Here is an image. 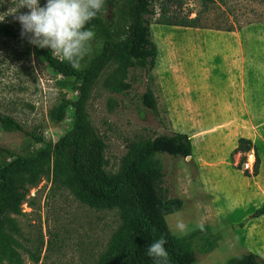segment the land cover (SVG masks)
Instances as JSON below:
<instances>
[{
  "label": "rangeland",
  "instance_id": "obj_1",
  "mask_svg": "<svg viewBox=\"0 0 264 264\" xmlns=\"http://www.w3.org/2000/svg\"><path fill=\"white\" fill-rule=\"evenodd\" d=\"M19 2L0 0V22L20 35L21 25L13 13ZM39 2L43 6L46 0ZM160 3L154 7L156 12ZM171 7L180 17H197L201 27L151 24L152 40L158 49L156 77L151 83L158 115L141 106L140 96L149 81L143 72L136 71L133 89L126 96L104 91L103 76L88 102V119L105 143V170L110 174L119 172L132 143L171 131L188 136L194 162L169 155L160 158L165 173L161 193L183 200L179 212L186 232L174 229V214L165 219L179 239H187L201 223L209 233L220 235L209 252L201 242L193 244L195 264H226L245 253L247 247L264 249L254 231L232 227L244 221L248 224L251 213L264 204V0H174ZM227 29L246 32V54L250 55L246 65L251 67L252 83L260 87L258 105L252 96L251 106H238L249 113L245 119L227 120L214 115L215 109L221 112L228 107L211 88V70L220 64L212 63L213 57L225 55L221 66L235 68L233 54L238 46L232 43L228 48ZM22 39L0 36V115L55 143L72 128L73 109L69 107L56 126L49 122V110L63 96L75 100L76 93L62 87V78L36 55L27 37ZM52 55L63 59L59 54ZM109 96L117 100L112 113L106 107ZM218 99L221 102L217 104ZM239 138L252 142L259 158L257 175L242 169L249 151H234ZM0 147L18 154L36 148L24 134L1 128ZM10 217L18 231L7 229L0 236V264H97L102 256L116 254L125 245L120 211L88 206L54 180L51 167L30 188L21 212Z\"/></svg>",
  "mask_w": 264,
  "mask_h": 264
},
{
  "label": "trees",
  "instance_id": "obj_2",
  "mask_svg": "<svg viewBox=\"0 0 264 264\" xmlns=\"http://www.w3.org/2000/svg\"><path fill=\"white\" fill-rule=\"evenodd\" d=\"M161 1L159 11L154 9ZM174 0H105V8L85 26L95 38L90 52L74 70L64 59L52 55L46 48L33 46L36 55L58 76L60 85L76 93L71 101L63 96L49 110L52 125L60 124L67 109H73L72 128L55 143L46 142L37 131L28 132L16 120L0 115V128L6 132H20L36 146L34 150L18 154L0 147V236L18 229L10 217L21 212L30 188L52 169V177L71 189L78 198L95 209H118L122 218L124 248L107 253L97 264H154L146 255L147 245L164 236L168 264H195L193 244L197 241L206 251L213 249L220 235L209 233L204 227L193 231L187 239H179L170 231L165 217L180 211L184 202L177 197H165L161 183L165 177L161 157L169 155L194 162L193 146L186 134L171 131L152 139L128 146L118 173L105 170V143L88 119V102L99 80L110 95L126 96L135 83L136 71L148 79L140 96L141 106L158 115L157 101L151 88L156 77L158 49L152 40L151 24L159 26L199 28V19L172 11ZM217 30H220L217 28ZM225 31L232 32V29ZM0 36L16 41L22 37L10 26L0 22ZM100 43V48L97 44ZM107 110L112 113L117 100L109 96ZM253 149L250 140L240 138L234 151L245 153ZM244 160V158H243ZM259 158L255 152L253 175L258 174ZM264 215V204L251 213L250 219ZM247 221L233 228L243 229ZM8 229V230H7ZM226 264H264L252 251L233 257Z\"/></svg>",
  "mask_w": 264,
  "mask_h": 264
},
{
  "label": "clouds",
  "instance_id": "obj_3",
  "mask_svg": "<svg viewBox=\"0 0 264 264\" xmlns=\"http://www.w3.org/2000/svg\"><path fill=\"white\" fill-rule=\"evenodd\" d=\"M27 8L26 12H18ZM105 8V0H20L15 19L21 25V37L39 48H50L59 54L74 70H79L81 61L91 50L95 38L92 29L85 26ZM174 229L180 233L187 230L179 211L174 213ZM203 230L204 225H199ZM164 236L147 245L146 255L154 264H168V251Z\"/></svg>",
  "mask_w": 264,
  "mask_h": 264
},
{
  "label": "crops",
  "instance_id": "obj_4",
  "mask_svg": "<svg viewBox=\"0 0 264 264\" xmlns=\"http://www.w3.org/2000/svg\"><path fill=\"white\" fill-rule=\"evenodd\" d=\"M228 43L227 46L234 43V46H238L237 49L234 50L233 57L235 58V68L227 69L221 66V63L224 59L225 55H220L218 57H213L212 63H220L217 67H214L211 70V81L213 85L211 88L213 92H216V95L222 96V102L225 103L228 109L223 110L221 112H217L215 109L214 115H218V118H226L227 120H237V119H245L248 112H242L238 109L240 105H252L254 96L256 102L254 104L258 105L259 99V83L253 84L251 81L252 70L251 67L246 65L247 55V43L245 39H247L246 32L237 31V32H228ZM226 46L224 45L223 48ZM216 66V65H215ZM259 82V81H258ZM223 93L226 95L224 96ZM221 102L220 99L216 102L217 104ZM213 109V110H214ZM240 139V138H239ZM246 139V138H244ZM248 140V139H247ZM237 147V144H236ZM255 154V153H254ZM258 177V176H257ZM254 178V177H251ZM252 194V193H251ZM262 204H260L256 209L260 208ZM255 209V210H256ZM249 227V228H248ZM248 229L252 232L254 231L259 237L258 243L264 244V215L250 219L249 223L246 224L243 228L244 231H248ZM242 230V229H239ZM246 236V235H245ZM247 237V236H246ZM262 247L253 246L247 247L245 251H252L258 254L262 259H264V249H260Z\"/></svg>",
  "mask_w": 264,
  "mask_h": 264
},
{
  "label": "built area",
  "instance_id": "obj_5",
  "mask_svg": "<svg viewBox=\"0 0 264 264\" xmlns=\"http://www.w3.org/2000/svg\"><path fill=\"white\" fill-rule=\"evenodd\" d=\"M254 164H255V155L253 150H251L246 154V159L242 164V169L244 171H249L251 173L254 168Z\"/></svg>",
  "mask_w": 264,
  "mask_h": 264
},
{
  "label": "water",
  "instance_id": "obj_6",
  "mask_svg": "<svg viewBox=\"0 0 264 264\" xmlns=\"http://www.w3.org/2000/svg\"><path fill=\"white\" fill-rule=\"evenodd\" d=\"M190 158H186V160H189Z\"/></svg>",
  "mask_w": 264,
  "mask_h": 264
}]
</instances>
